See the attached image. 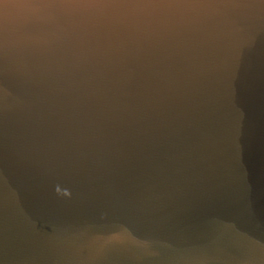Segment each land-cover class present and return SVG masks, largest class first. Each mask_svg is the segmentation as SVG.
<instances>
[{
    "label": "water",
    "instance_id": "water-1",
    "mask_svg": "<svg viewBox=\"0 0 264 264\" xmlns=\"http://www.w3.org/2000/svg\"><path fill=\"white\" fill-rule=\"evenodd\" d=\"M0 264H264V0H0Z\"/></svg>",
    "mask_w": 264,
    "mask_h": 264
}]
</instances>
